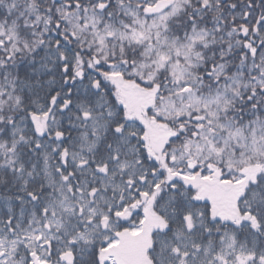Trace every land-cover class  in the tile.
Listing matches in <instances>:
<instances>
[{"label":"snow or ice","instance_id":"obj_1","mask_svg":"<svg viewBox=\"0 0 264 264\" xmlns=\"http://www.w3.org/2000/svg\"><path fill=\"white\" fill-rule=\"evenodd\" d=\"M0 264H264V0H0Z\"/></svg>","mask_w":264,"mask_h":264}]
</instances>
